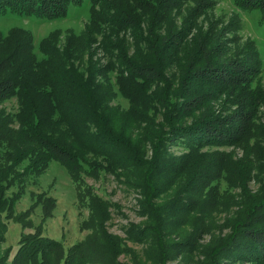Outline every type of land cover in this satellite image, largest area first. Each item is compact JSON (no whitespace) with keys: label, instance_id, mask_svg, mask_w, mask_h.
<instances>
[{"label":"trees","instance_id":"trees-1","mask_svg":"<svg viewBox=\"0 0 264 264\" xmlns=\"http://www.w3.org/2000/svg\"><path fill=\"white\" fill-rule=\"evenodd\" d=\"M181 2L90 0L97 10L81 40L85 48L99 43L126 109L111 104L116 95L100 80L105 73L93 58L85 68L77 65L71 48L80 46L73 38L60 51L55 43L42 46V64L29 33L11 30L0 39V264H122L127 255L131 264H142L125 239L108 231L114 205L81 185L80 176L100 173L138 193L143 221L126 230V239L147 246L150 264L191 253L202 258L197 264H264V183L248 188L261 159L247 153L253 112L259 102L264 107L263 91L253 86L252 46L232 44L207 19L204 30L198 20L211 12L204 0H185L183 9ZM75 4L80 0H0V14L57 19ZM233 5L257 12L264 29V0ZM105 88L110 92L102 93ZM12 99L18 105L13 115L3 107ZM240 146L239 163L212 151ZM53 162L80 184L76 201L87 212L79 229L88 234L69 247L44 235L55 199L31 193L33 203L16 213L28 180ZM225 175L236 179L239 194L218 201L212 183ZM229 208L232 214L219 224L215 215ZM9 220L21 229L12 256L2 251ZM175 226L187 228L176 243L169 239ZM225 229L227 235L214 236ZM203 236L209 242L201 245Z\"/></svg>","mask_w":264,"mask_h":264},{"label":"rangeland","instance_id":"rangeland-1","mask_svg":"<svg viewBox=\"0 0 264 264\" xmlns=\"http://www.w3.org/2000/svg\"><path fill=\"white\" fill-rule=\"evenodd\" d=\"M204 1L211 7V12L205 15L204 19L198 20V24L204 30H207L208 25L205 19H207L208 22L213 21L217 29L223 31L226 39L231 40L232 44H235L240 48L250 43L249 45L252 46V50L248 48L249 57L252 59L250 65L253 68V73L257 74L253 86H257L256 89L261 92L263 91L264 93V29L261 27L259 14L255 11L244 12L237 10L233 5V0ZM184 2L185 0H182L181 9L184 8ZM107 3L110 2L107 1L106 4ZM193 5L189 4L186 5V7L189 6L190 8H193ZM67 9L68 11L65 12L64 17L57 19H50L45 16L34 14L30 16H23L21 13L0 14V39L7 37L11 30L18 31L23 37L29 33L34 45L33 55L36 57L37 61L40 62L38 64H42L45 62L43 60L47 58V56H44L40 51L42 46L50 49V45L55 43L56 49L60 51L63 49V45H65V40L73 38L75 42H79L80 46L78 47L75 45L71 48L77 54V65L83 64V68H85L88 59L93 58V61H96L100 70L102 68L105 73L100 80L108 88L113 90V93L116 95V98L112 100L111 104L126 109L128 107V101L119 94L120 88L118 86L119 81L116 82V73L113 72V68L108 62V59L104 57L103 52L96 50L99 43L90 44L91 46H89V48H85L87 43L86 41L81 40L87 27L90 26L92 11H94V9L97 10V8L90 5V0H80V4L69 5ZM197 14L199 15V12ZM251 42H254L255 46L254 44H251ZM70 62L72 63L71 60ZM99 74H102L101 71ZM102 87L100 89H102ZM108 88H105L101 92H110ZM247 91H251V89H247ZM3 107L8 113L12 115L15 114L18 107L16 99L5 102ZM253 116L254 119L252 124L254 123L255 127L251 133L254 134V137L249 144L250 149L247 153L249 156L254 155V157H261V159L258 161L257 166L254 167L256 169H253L248 183V188L252 192L258 189L260 186V180L264 183V107L261 102L257 104ZM209 151L210 150H203V152H206L207 154L210 153ZM212 151L213 154L218 153V156L222 158L228 157L231 161L237 163H239V161L241 162L244 158L243 148L241 146L237 148L229 147L219 148L218 150L213 149ZM173 152L178 155L181 154L178 149L173 150ZM229 173L230 172H228V174ZM225 176V178L224 176H221L217 182L214 181L212 183V193L216 195L218 201H222L227 196H237L239 194V187L237 186L236 179H228V175ZM80 180L81 185L85 190L89 188L90 192L91 186L98 196L114 205V207L111 208L112 218L107 224L108 231L125 239L127 245L135 251L134 254L136 256L138 255V258L144 262H142V264H150V262L146 261V259H148L146 255L149 254L145 251L147 246H145V244H140L139 242H130L126 239V230H128L131 225L137 227L139 223L143 221V218L138 212V193L123 184L121 178L117 179L106 173L98 174L97 178H90L82 175L80 176ZM75 187L79 188L80 184L73 181L72 177L61 165L53 162L38 176L31 177V179L28 180L26 189L16 207V213L26 211L30 204L33 203V200L30 197L31 193L37 196L43 194L45 197L55 199L56 209L54 210L52 217L47 221V228L44 235L57 240H63L64 247H69L72 244L83 240L88 234V232H81L79 229L81 222L87 218V212L81 205H79V203L77 204ZM197 197L193 199L203 201V197ZM233 210V208H229L223 210V212H226L227 214L218 213L215 215L217 222L221 224L225 216H230ZM38 219L39 218L34 219V223L38 224ZM5 223L7 230L5 234V242L2 244V251L7 255L12 256L18 249L21 229L14 221L9 220L5 221ZM170 231L169 239L171 241H177L181 232L185 234L187 228H185V226H175ZM229 232L228 229H225L216 232L214 236H225ZM201 239V242H199L201 245L209 242L208 237L203 236ZM178 253H180V251L176 250L174 254H172L171 259H173ZM257 255L258 254H253V257H257ZM187 257L188 256L178 255L177 258L169 262V264H197L198 261L202 259L199 256V253H191L190 258L188 259ZM119 261L122 264L132 263L128 255L121 256ZM251 263L252 262L250 261L243 262V264Z\"/></svg>","mask_w":264,"mask_h":264}]
</instances>
